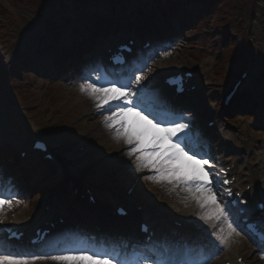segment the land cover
Listing matches in <instances>:
<instances>
[{
  "label": "rangeland",
  "instance_id": "374dc122",
  "mask_svg": "<svg viewBox=\"0 0 264 264\" xmlns=\"http://www.w3.org/2000/svg\"><path fill=\"white\" fill-rule=\"evenodd\" d=\"M39 1L42 2V0H1V56L5 55L6 57V51H8V49H11L12 59L14 55L20 54L24 55L23 58H36V49L39 46H45V32L47 30H49V32L52 31L53 28L58 25L55 20H65L67 18L62 12H60L59 16L56 19L51 20V11L54 12L56 11V9H58V7L54 8L53 6H50L48 8L49 13L51 14L48 13V15H46L47 10L45 11V14H37L34 10L36 9L37 3ZM74 1L75 0H65L67 6L70 5L71 2L74 5ZM67 6L65 7V9L67 8ZM123 7H130L129 0H116L115 8L117 14H120V11ZM82 9L83 7L80 8L79 13L76 14L77 16L78 14L82 16L84 11H82ZM109 9L110 7L105 3H101L97 7L98 13L103 15L107 14ZM259 10L260 11L257 12L256 20L258 21V23L255 22L254 26L250 21H248L247 23L244 22L245 24H243L242 32L244 35H247V45L240 41V36L238 35V26L236 29H231L229 26L230 23H227V20L220 19L222 13H218V10L211 19V22L209 24H201L199 30H193V28H195V24L193 21L191 25L186 27L184 30V33H188L187 37L189 38H184V34H182L179 41L182 44H177L169 50L160 52L159 55H161V57L159 55L155 56L156 58H158V56L160 58H158L154 66H152L153 70H151L150 75L148 76L150 77L149 80H151L152 76L158 75L161 72V69L166 67L176 69L178 65H176L175 63L179 64L183 62L184 64L191 65L192 67L199 70V80L200 82H203L202 84L204 85V89H206L204 98L206 97L208 99L209 97H212L219 102V105H221L224 103L223 95L224 93H227L228 86L234 79H237V77H239L241 73H243L244 71H248L251 72L253 83L252 87H255V92L253 95L257 94V96L260 97V101L254 99V103L256 101L257 103L264 102L261 97V93L263 95L264 91V78L262 77L264 76V8H259ZM80 11H82L81 14ZM221 11L226 12V17H238V15L234 14L233 16L232 13L229 14L226 8H222ZM22 17H25L28 22L36 18L35 24H38H31V26H29L27 30L23 32L24 28L28 24L22 22ZM81 20L84 21V23L80 25V27L82 28L88 22H86L87 18L85 17V15L81 17ZM221 22L222 25L219 26ZM232 22H235L233 18ZM10 23L12 26L10 25ZM218 27H221L223 31H229L230 40H233V43L237 42V46L233 47V45H231L230 49H226L223 52L222 57L224 61L227 62L220 72L217 70V79L213 74L216 58L212 57V55H209L211 50L210 48L208 49V45L204 46L200 43V41L205 38L204 34H206V32L209 33V35L213 34V32H220ZM18 29L20 31V34L23 35L22 41H20V44H18L19 41L16 40L10 42V32L13 33L12 30H17L18 32ZM191 30L193 34H190ZM226 46H228V44ZM246 48L249 49L251 53L245 52L247 50ZM164 53H167V55H164ZM42 54L43 52L41 49L39 56H46H42ZM240 54L241 59H239ZM5 57L3 58V60H5ZM234 57H237V59L239 60L236 59L234 61ZM21 65L22 63H19V65H15V67H17L18 69ZM9 66H11V62H9L8 57L7 68H9ZM45 70H43L42 72H46ZM27 72H29V69ZM42 72H40L41 77ZM228 74L229 76H231L228 77ZM48 76L55 80L54 83H51L52 87H46V84L41 79H34L31 77H27L25 79L17 77V79H20L22 82H24L22 83L23 86L26 82L25 87H13L12 85H14V82H12V85L7 84L6 86H3V84L0 83V113L4 114L6 123L10 128V131H7L5 133L8 141L10 140V142L13 143L17 140L18 144L16 145L18 146L20 142L23 143V141L31 139L30 134H32L34 137L40 136L49 138L50 136H55L57 139H60L59 142H62V145L70 146V148H72L71 146L74 142H77L79 144V146H77L79 150L83 149V147H86L85 151L83 152L91 153L92 157L89 158V160H91V163H97L100 165L99 167L101 168V171L96 170L95 172L89 174L92 175L95 180L100 183V185L106 184V188L122 192L126 191L131 183L133 184V182L136 180L137 176L141 175L142 178L139 180L133 193L135 198L143 200L149 207L151 206L152 209H157L158 212L164 217H171L170 219L172 221L176 220L180 222H190L189 224H194L195 226H200L202 228L207 225V223H205V221L203 220H188L189 215H185L183 212H186V210L189 209L190 203H194L195 201L190 199L188 193H183L182 196H173V192L176 191L179 186L168 185L167 182L153 183L151 180L146 178L153 175V173L147 170L144 172L139 171L136 167V164L134 163V159L129 158L127 155L123 156L122 158L117 157L111 160V156L113 154L120 153L123 149L129 146L123 141L116 140L114 130H110L105 126L104 112L98 110V113L93 115L88 113L84 106H86V103L90 104V101L93 100L80 90L79 86L82 84L80 80L74 81V78L71 74L65 77H62V75H58L56 77L51 75ZM259 81H261L262 84L259 83ZM73 82L74 85H72ZM257 87H260L259 89L261 90H258ZM136 89L147 90L146 87H140L136 85L132 87V90L136 91ZM25 90L27 92H30L34 97L35 101H33V103L41 100L48 92L47 97L49 95H52V98L50 99L51 101L54 100V108H56V113H46V108L44 107L45 104L42 105L40 103V105L39 102L36 104H30L29 102L31 101V98H29L25 103V100L27 98ZM17 93L21 94V98ZM13 97L17 99V102H15L14 104H9V102L7 101H11ZM204 103L203 107L206 108L207 105L206 103L204 105ZM260 108L261 106L259 105V107L254 111L255 113L252 115L253 117H255L254 119L253 117L251 118L249 116V114H252L251 111H237L238 109H240V107L233 106V109L228 111V114H224V116H226L229 120L223 121L226 127V132L230 136L234 137L237 146L240 145V148L236 149L235 155H237L238 157H242L243 155L249 159L252 158L253 160H250V163L255 170L256 168L258 170L259 159L264 158V138L262 136V133H260L259 129H254L253 127H251L252 125L264 126V112L260 113L262 115L258 114ZM235 110L237 111V113L234 114ZM198 112L199 109L194 112L195 116H182L184 120L190 121L191 137H193L192 135L198 133L203 127H205V124L203 122L207 118L205 117L202 121L199 117H197ZM238 114H241L242 117H238ZM132 116L133 114H129L128 119L130 121ZM192 117H194L197 121H194ZM74 120H77L76 124H73ZM165 125L166 124H160L159 127H164ZM151 132L163 135V133H158L156 128H152ZM20 135L26 136L22 139ZM211 143L212 142L209 140V146L211 145ZM62 145L58 146L61 147ZM99 161H103V163L100 164ZM244 162V160L241 161V169ZM45 177L46 174L44 173L42 175V178H40L37 183L44 182ZM258 181H260V177ZM215 191L218 197V201L222 203V195H220L221 192H219L216 188ZM13 193H15L16 199L22 202L18 205H14L11 210H8L4 219L9 217L12 213L18 214V212L16 211H20L24 214H31V217L28 216L27 220V225L30 226L33 223L34 214H36L38 211L36 209L37 203L44 201L45 198L40 199L33 193H29L27 196H24V190H22L21 192L14 191ZM8 194V192L5 193V195ZM106 200L108 201V199ZM186 201H188L186 207L187 209L184 207ZM201 211L202 209L199 210L198 213L201 214ZM23 222H26V220L23 219ZM224 231L225 233H227V225L225 226ZM213 239L217 240L215 233ZM215 245L219 248L218 244ZM248 251L250 252V255L248 256L249 258L251 257V255H255L256 253V250L252 249L249 245ZM255 256L253 260L248 259V261L254 264L264 263L261 259H258V261L255 260ZM227 259H229L228 256ZM44 260L45 259H35L34 257L29 261L30 264H43ZM89 261L91 260L85 259L81 262V264H90L91 262ZM224 261L225 260H220L219 262H212L211 264H223ZM140 264L155 263L143 260V262H141Z\"/></svg>",
  "mask_w": 264,
  "mask_h": 264
},
{
  "label": "snow or ice",
  "instance_id": "6c2138e0",
  "mask_svg": "<svg viewBox=\"0 0 264 264\" xmlns=\"http://www.w3.org/2000/svg\"><path fill=\"white\" fill-rule=\"evenodd\" d=\"M167 55V53H164ZM135 85L139 86L143 76L134 77ZM80 90L88 95L95 107L105 113V126L114 130L115 139L123 141L129 146L126 155L134 158V163L139 171H149L153 175L146 177L153 183L167 182L170 185L179 186L189 194L203 213L200 219L205 222L216 221L217 224L227 225V233L220 227L215 233L216 239L221 245H227L232 235H240L230 218V210L225 204L218 201L214 188L213 174L210 169L213 165L210 158L197 152L191 142L190 121L183 117L169 121L164 127H159L161 121L153 115H149L140 107V92L132 90L129 84L109 82L98 86L93 82H85L80 85ZM135 114L146 125L156 128L159 135L152 133L145 125L128 119L129 114ZM151 135L152 139L146 142ZM168 147H165V144ZM224 183H228L227 180ZM231 195V192L228 193ZM22 201L16 199L14 193L5 195L0 192V224L4 223V217L8 210ZM215 227V225H213ZM249 231L260 235L264 239V231L257 232L254 225H249ZM35 259H50L56 264H81L85 259L92 260L93 264H110L107 255L98 256L74 254L62 252L47 256H36ZM0 264H30L28 259L22 258L12 252L0 250ZM116 264H119L117 261Z\"/></svg>",
  "mask_w": 264,
  "mask_h": 264
},
{
  "label": "bare ground",
  "instance_id": "6f19581e",
  "mask_svg": "<svg viewBox=\"0 0 264 264\" xmlns=\"http://www.w3.org/2000/svg\"><path fill=\"white\" fill-rule=\"evenodd\" d=\"M177 27H178V24L176 25V28ZM40 52H38L36 55L39 56ZM42 58H44V57H40L39 56L38 62ZM175 64L178 65L177 69H179V70H185L186 69L185 72H191L192 71L193 73H195V69L191 65L184 64L183 62H181L179 64H177V63H175ZM170 70H172V72H173V68L171 69V67H166V68L161 69V72L162 73L166 72L165 74H168L167 72H169ZM193 80H195V81L197 80L195 75L193 76L191 82ZM257 88H258V90H261V89H259L260 87H257ZM157 89H158V91H160V94L164 97V100H166L169 97V95L166 94L161 87H157ZM203 89H204V87H196L195 91H186L182 96L175 97V103H176V106L178 108V112L179 113H184V112H187V111L197 110V109H199L200 112L203 111L205 108L203 107V100L202 99H203V96H204L205 91H206V89H204V91H203ZM254 90H255V87H238L235 98H236V100H238L237 96L238 97H248V96H250L249 97L250 99H257V100L260 101V97L257 96V94L253 95L254 92H255ZM261 97H262V99L264 101V91H263V95L261 93ZM245 102H247V101L245 100ZM90 104L86 103L85 104L86 106H84L86 108V110L88 111V113L91 114V115L98 113V109L95 107L94 102L90 101ZM262 105H263V108L259 109V114L264 112V102H263ZM247 106L248 105H244V107H247ZM260 115H262V114H260ZM213 117L215 118V120H217V118L215 116H213ZM213 120L214 119H211L210 121H213ZM136 122H139L140 124L146 126V123L144 121L140 120L139 118L136 119ZM0 123H1L0 124V133H1V138H3V134H5L7 131H9V127H7L8 124L6 123V118L4 117L3 113H0ZM151 130H152V128H151ZM209 134L212 135V132L207 134V133L203 132V130H200L198 132V134L196 135V138H197L198 141L206 143ZM159 135H161V134H159ZM151 139H152V137H151V135H149L146 138V142L151 141ZM224 139L225 140H223V142H222L223 143L222 144V148H221L222 151L218 152V155L220 156V157H218V160L220 162H222V163L226 161V160H224L223 155L227 151L231 150V148L233 147L232 143H234L233 140H232V143L230 142V138L229 137H224ZM59 141L60 140H56L55 138H50V141H49L50 146L51 145L57 146ZM28 143H29L28 141L25 142V143L24 142L23 143L20 142V147H22L24 150H26L27 147H28ZM165 147H168L167 143L165 144ZM54 149H57V148H54ZM75 150H76L75 148H70V147H66V148L63 149L62 156L58 159V162L55 165V167H58V168L60 167L61 168L60 169V174H61V172L62 173L65 172L66 173L67 168H73L72 166L77 167L78 166L77 164L78 163L80 164V159H82L83 156L81 154H79L77 152V150L76 151ZM128 150H129V147H126L120 153L113 154L111 156V160H113L114 158H117V157H121L122 158L123 156H126V153H127ZM216 153H217V151H216ZM31 154H34V153L31 152L30 155H29L30 156L29 158L32 157ZM208 156H209V154H208ZM242 159L243 158H241V157L240 158L235 157V160L230 158L228 161L232 160L233 162L231 161L232 163H230L229 165L235 164V163L238 164L239 161H241ZM34 161H36V160L34 159ZM259 162H260V167L258 168V172L260 174V181L257 182V179L255 181H253L252 177L248 178L247 175H245L244 184L246 186H252V189H251V194L252 195L246 192L245 187L242 189V192L245 193V195H247V197H248L246 199V201H247L246 208L249 210V212H251L253 210V206H254L255 202H257V203L264 202V201H261L262 199H264V167H263L264 159H260ZM41 163L43 164L44 162L41 161ZM71 163H72V165H71ZM80 165L87 166L86 161L83 160ZM229 165H225V167L229 166ZM221 168L224 169V167H220L219 169H221ZM73 171L75 172L74 168H73ZM246 172H249V168L246 169ZM54 173H55V171H54ZM54 173H53V175H54ZM49 177H50V175H49ZM33 179H35V178L33 177ZM44 179L47 180L48 177H45ZM215 184L216 183L214 181V185ZM187 202L188 201H186V204L184 205L185 208L187 207ZM43 205H44V201H41L40 203H37V208L36 209L38 211L33 216L35 224L32 225L30 227V229L28 228L29 229L28 232H30V230L33 231V230H36L38 227H41L44 222H46L47 220H51V217L54 215V213H49V214H46V217H44V215H42V213H41ZM105 205H106V202L104 201V202H102L101 207H105ZM228 205H229V202H228ZM86 206L88 207L87 204H86ZM89 207L92 208L93 206H89ZM199 210H201V209L196 204V202H194V203H190L189 209H187L186 212H183V213L185 215L186 214L189 215L188 216V220L189 221H201L200 215L203 213V210L201 211V214L198 213ZM28 216L31 217V214H24V213L19 211L18 215H16L14 217V225L13 226L16 227L17 225H24L23 223H25V222H23V219L27 221L28 220ZM97 217H98L97 218L98 220H96V221L99 222V225L106 231H109L110 229H112L110 226L114 225L115 228L118 229L119 226L124 224L123 222H121V219H120L118 221V222H120V224L115 225L113 219L107 218L106 216H104V213H101L100 216H97ZM237 217H238V215L232 217L234 223L236 222V218ZM100 218H101V220H100ZM258 218H260V215H258ZM150 219L152 220L154 218L151 217ZM130 221L134 222V220H130ZM213 222H216V221H211L209 223L212 225V224H214ZM24 226L26 227L27 225H24ZM163 227H165L166 230L168 229L170 232H174L175 230L180 231V234L178 235V238L181 239L183 242L189 240V235L188 234H184V232H183L184 230H180V229L176 228L175 226H173L172 224H166V223H165V225H163ZM58 229L61 230V232H58L57 234H55L56 236L54 235V237H51V239H49V241H48L49 243L47 244L46 247H49V248H55V247L69 248L70 246H72L74 244V242H72V241L70 242V240H68V238L71 237L69 235V233H71L73 231V229H74L73 224H69L66 227L58 226ZM185 229H186V232L189 231L188 228H185ZM22 230H26V228H23ZM120 233H121L120 227H119L118 230H113V232H112V234H118V235ZM209 233H211V232H209ZM195 235H196V237L191 243L199 245V246L202 245L201 246L202 247V252H205V257H206L205 259H207V260L211 259L213 257V248H212V241L210 240L209 236L205 232L196 231V230H195ZM123 239L125 240L126 236H124ZM230 240L234 244L241 245L238 248V250H236L232 254V256L237 254V253H239V252H244L245 253V255H243L244 259L249 258L248 256L250 255V252L248 251V248L246 247L249 244L247 245V243H245L243 241L241 235L233 234ZM0 246H1L0 247L1 250L6 251V252L10 251L13 254H27V253H34V252H56V251H61L62 252L63 250H65V249H41V248L45 247V245L44 246L43 245L34 246L37 249H32L29 246H25V245H19L18 246L16 244H12V243H10V244L9 243L0 244ZM164 248H166V247L164 246ZM214 253H216L215 250H214ZM220 255H221L220 253H217L216 256H220ZM254 256L255 255H251V257L249 259L253 260ZM238 258L239 257L237 256L232 264H238L237 263V259ZM255 260H257L256 256H255ZM171 261L173 262V259H171ZM211 261L212 260H210V262ZM225 262H229V260H227ZM243 262L245 264H247V260L243 261ZM43 264H56V262H54V261H52L50 259H45L43 261ZM91 264H93V262Z\"/></svg>",
  "mask_w": 264,
  "mask_h": 264
},
{
  "label": "trees",
  "instance_id": "16d2710c",
  "mask_svg": "<svg viewBox=\"0 0 264 264\" xmlns=\"http://www.w3.org/2000/svg\"><path fill=\"white\" fill-rule=\"evenodd\" d=\"M54 4H57V1L53 2ZM211 4L213 3H224L225 7L228 9V11H234V12H238L241 14H252L254 12H256L258 6H260V4L264 5V0H217V2H210ZM226 13V12H223ZM224 42H227V38L225 39ZM233 45V47H236L237 44H231L229 42V46ZM51 96V95H50ZM50 106L51 108L54 110L55 108V104H54V100H50Z\"/></svg>",
  "mask_w": 264,
  "mask_h": 264
}]
</instances>
